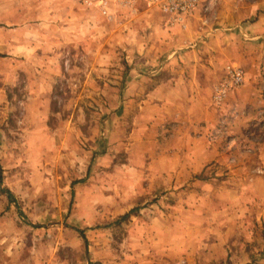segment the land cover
Returning a JSON list of instances; mask_svg holds the SVG:
<instances>
[{"label": "rangeland", "instance_id": "1", "mask_svg": "<svg viewBox=\"0 0 264 264\" xmlns=\"http://www.w3.org/2000/svg\"><path fill=\"white\" fill-rule=\"evenodd\" d=\"M72 5L79 13L81 8L99 13L97 3L89 7L82 0H0V264H198L200 257L187 250L175 225L170 237L155 234L153 224L139 214L140 208L164 193L149 190L144 159L140 177L135 170L134 155L146 154L137 151L130 109L122 106L119 111L128 68L121 54L110 50L111 63L104 74L97 71L101 65L91 61L96 58L92 45L89 52L85 44L81 45L85 48L75 44L51 48L49 32L24 28L41 24L54 12L60 23L66 7ZM91 16L97 22L98 17ZM252 20L212 26L236 34L237 44L258 41L255 44L261 48L256 51L264 58L262 37L250 35L245 28ZM74 21L81 26L79 15ZM23 40L30 47L17 48L24 46L18 43ZM36 44L40 46L35 49ZM35 55L44 57L45 63L39 65L50 74L58 67L49 111L42 120L25 107V64L19 61ZM259 98L248 114L253 117L251 123L264 116L257 108ZM227 99L220 107L212 100L213 108L222 110ZM246 114H232L229 120ZM223 119L214 131L218 136L226 135ZM253 130L261 139L262 129ZM223 148L234 165L256 168L259 164V145L237 139L227 140ZM1 189L10 191L14 201ZM263 243L253 241L259 249ZM214 264H225V260Z\"/></svg>", "mask_w": 264, "mask_h": 264}, {"label": "crops", "instance_id": "2", "mask_svg": "<svg viewBox=\"0 0 264 264\" xmlns=\"http://www.w3.org/2000/svg\"><path fill=\"white\" fill-rule=\"evenodd\" d=\"M109 1L113 16L109 21L99 9L97 15L93 9L81 8L79 13L72 5L66 7L60 23L54 12L41 24L24 28L49 32L51 48L85 44L89 52L92 45L96 58L91 61L101 65L97 71L104 74L109 71L110 50L121 54L128 68L119 111L122 106L130 109L137 151L146 154L134 155L135 170L140 177L144 159L149 190L164 193L139 210L153 224V233L170 237L175 225L187 250L200 257L198 264L223 260L225 264H264V243L261 249L253 245L254 240L264 241V116L251 123L253 117L248 115L258 97L257 108L264 112V58L256 51L261 45L254 40L237 44L236 34L210 32L214 23L227 26L253 17L245 28L250 35L263 37L264 0H215L207 27L202 25L205 14L200 9L185 29L170 27L165 14L147 8L142 0L133 5ZM91 14L98 17L97 22ZM77 15L80 27L74 21ZM18 43L24 46L17 48L30 47L26 40ZM24 58L19 61L25 64V107L41 118L49 111L58 67L52 75L39 65L45 63L44 57ZM49 60L56 65L54 58ZM232 62L245 70V83L217 111L212 106L214 88L225 65ZM238 113L247 114L229 120ZM222 119L226 135L218 136L214 131ZM254 127L262 129L261 139L253 135ZM234 139L259 145L256 168L230 163L223 147Z\"/></svg>", "mask_w": 264, "mask_h": 264}, {"label": "built area", "instance_id": "3", "mask_svg": "<svg viewBox=\"0 0 264 264\" xmlns=\"http://www.w3.org/2000/svg\"><path fill=\"white\" fill-rule=\"evenodd\" d=\"M89 7L98 4V8L102 15L109 20L113 18L110 13L108 0H82ZM124 4L133 5L137 0H123ZM142 3L149 9H156L168 17L170 27H179L185 29L189 18L194 17L197 12L202 9L204 16L202 17V25L207 27L210 24V14L215 0H142ZM210 32L222 31L219 27H210ZM239 31L244 37L248 34L241 26H238ZM229 29V28H228ZM225 28L224 30H228ZM264 41V37H262ZM245 70L236 63H228L224 68V75L217 83L213 93V103L220 107L231 92L241 88L245 83Z\"/></svg>", "mask_w": 264, "mask_h": 264}, {"label": "trees", "instance_id": "4", "mask_svg": "<svg viewBox=\"0 0 264 264\" xmlns=\"http://www.w3.org/2000/svg\"><path fill=\"white\" fill-rule=\"evenodd\" d=\"M1 191H4V192H7L8 193V196L11 198V200H13L12 199V194L10 193V191H8V190H6V189H1ZM14 201V200H13ZM134 211V209H132L131 211H129L128 213H126L125 215H123L122 216V219H126V218H128L130 215H131V213ZM80 232H81V234H83L84 235V231L83 230H80Z\"/></svg>", "mask_w": 264, "mask_h": 264}]
</instances>
